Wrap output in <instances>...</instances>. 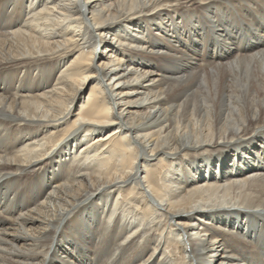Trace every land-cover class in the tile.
<instances>
[{"label": "bare ground", "instance_id": "obj_1", "mask_svg": "<svg viewBox=\"0 0 264 264\" xmlns=\"http://www.w3.org/2000/svg\"><path fill=\"white\" fill-rule=\"evenodd\" d=\"M0 264H264V0H0Z\"/></svg>", "mask_w": 264, "mask_h": 264}, {"label": "rangeland", "instance_id": "obj_2", "mask_svg": "<svg viewBox=\"0 0 264 264\" xmlns=\"http://www.w3.org/2000/svg\"><path fill=\"white\" fill-rule=\"evenodd\" d=\"M87 91V90H86ZM85 91V92H86ZM147 172H148V169H146L145 171H143V174H142V176H144L145 174H147ZM142 173V172H141Z\"/></svg>", "mask_w": 264, "mask_h": 264}]
</instances>
